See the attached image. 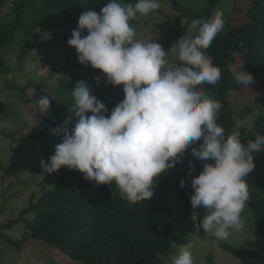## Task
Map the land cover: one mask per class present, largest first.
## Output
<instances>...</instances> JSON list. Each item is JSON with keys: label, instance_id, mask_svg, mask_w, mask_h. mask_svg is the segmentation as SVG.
I'll use <instances>...</instances> for the list:
<instances>
[{"label": "trees", "instance_id": "obj_1", "mask_svg": "<svg viewBox=\"0 0 264 264\" xmlns=\"http://www.w3.org/2000/svg\"><path fill=\"white\" fill-rule=\"evenodd\" d=\"M224 1L205 0V5L198 8L192 2L168 0L176 14H166L159 7L148 16L130 23L138 33L142 27L155 22L153 35L158 39H169L174 35H185L192 19L210 18ZM236 1L227 0L232 5L228 14L223 15L224 29L210 47L203 50L213 58V64L219 67L221 79L215 86L199 85L201 89L198 90L222 104L217 122L224 128L225 134L239 130L242 143L246 144L248 140L255 139L254 134L264 135V0H249L233 16ZM107 2L108 0H0V9H4L0 11V76L4 86L16 91L19 97L16 102L9 101L1 106V110L5 113V118L7 115L11 117L12 113H28V121L36 129L15 142L19 146L23 142L33 143L32 148H37L41 153L44 149L46 154H51L46 163L54 154L55 146L63 139L62 135L52 134L50 129L63 126L70 132L78 122V118L72 114V87L76 82L83 81L88 86L90 95L105 104L108 115L124 98L122 85L107 84L105 75L99 70L81 65L76 50L68 45L72 31L78 29L80 15L88 10L99 14ZM124 2L134 4L136 0ZM184 18L185 27L179 28L177 32L173 31V25ZM21 31L24 36L15 56L16 65L11 67L4 56L9 44L6 35L13 37L16 32ZM45 33H51L50 38L43 39ZM82 35L86 36L87 30ZM59 54L61 59L58 58ZM170 61L180 63L176 59ZM240 63H244L245 70L253 75L254 82L260 86L258 94L262 96V103L259 105L258 95L254 98V104L258 108L256 112L260 111L261 116L256 118L254 112L250 128L237 126L227 98L230 92L237 95L247 90L235 82L230 72L232 67ZM28 67L33 69L34 74L31 80L19 85L16 75L22 68L28 71ZM9 75L11 76L8 77ZM96 77L100 78L99 85L95 82ZM41 89L43 91L38 96L26 94L27 90ZM44 96L51 101L50 112L41 115L37 103ZM86 115L91 116L92 113L88 112ZM15 117L19 118L17 115ZM13 118L11 117L15 121ZM22 121L23 119H18L16 122L21 124ZM0 135L4 136L2 132ZM17 158L20 157L17 155ZM38 159L34 167L39 168L41 173L36 169L37 172L29 180H23V187L35 185L36 188L30 195L29 203L18 212L16 218L0 224V240L13 249L21 251L30 238L59 250L70 260L81 264H172V256L178 255L181 248H191L188 245L192 238L194 245L196 244V238L190 231L192 228L196 229L191 219L193 208L190 197L194 192L192 179L202 171L203 162L192 157L190 149L184 153L180 163L157 178L151 200L137 203L121 198L120 191L114 184L98 185L95 181L84 179L83 173L70 171L66 167L52 174L44 173L41 168L42 160L40 157ZM190 161L193 165L191 169ZM254 163V170L245 177L249 198L242 217L248 225L255 228L264 245V151L255 154ZM20 175L13 184H21L18 181L23 179ZM182 179L184 187L180 185ZM173 194L178 199L177 207H171L168 202ZM176 208L183 212L178 213ZM0 210L3 213L4 206ZM195 211L198 222L207 214L204 213L203 206H198ZM13 226H20V238L5 234ZM199 232L203 234L206 231L200 228ZM219 248L234 257L264 260L263 253L239 251L228 241H223ZM212 254L211 250L207 253L205 264L213 263ZM47 264L55 263L50 261Z\"/></svg>", "mask_w": 264, "mask_h": 264}, {"label": "clouds", "instance_id": "obj_2", "mask_svg": "<svg viewBox=\"0 0 264 264\" xmlns=\"http://www.w3.org/2000/svg\"><path fill=\"white\" fill-rule=\"evenodd\" d=\"M159 7L160 0L134 4L108 0L99 14L88 10L80 15L68 45L76 50L81 65L99 70L107 84L122 85L124 98L108 115L105 104L90 95L88 86L76 82L72 114L78 122L70 132L63 126L50 129L63 139L49 162L41 161V168L52 174L66 167L98 185L114 184L121 198L137 203L151 200L157 178L180 163L190 149L192 157L203 162L202 171L192 179L191 219L197 233L203 228L226 240L245 227L242 212L249 198L245 177L255 168V154L264 151V135L254 134L255 139L246 144L239 130L226 135L217 122L222 104L198 90L199 85L215 86L221 79L219 67L203 50L223 31V13L190 21L192 34L171 48L180 62L176 64L157 39H136L130 23ZM50 36L45 33L43 39ZM244 65L230 72L237 84L249 88L254 77ZM95 82L99 85L100 78ZM50 104L47 96L39 100L41 115L50 112ZM88 112L92 115L87 116ZM255 116L260 118L261 112ZM184 184L182 179L181 187ZM198 206L207 209L199 222ZM172 264H194L192 253L181 248L172 256Z\"/></svg>", "mask_w": 264, "mask_h": 264}, {"label": "rangeland", "instance_id": "obj_3", "mask_svg": "<svg viewBox=\"0 0 264 264\" xmlns=\"http://www.w3.org/2000/svg\"><path fill=\"white\" fill-rule=\"evenodd\" d=\"M183 1L188 3L192 2L198 8H202L205 5V0ZM248 2L249 0H237L235 2L236 9L232 15L236 16L238 13L237 11H240L244 6H246ZM231 5L232 3H228L227 0H225L216 10L222 12L223 15H227L230 11ZM160 7L166 14H176L168 0H160ZM1 10L4 9H0V11ZM213 15L214 14H212V16ZM185 24L186 19H181L173 25L172 30L177 32L179 28L185 27ZM154 25L155 22H152L147 26L142 27L140 32L136 33V39H157V43L161 44L166 52L169 51L168 59L178 60L175 50L171 48L184 35H174L169 39H158L157 36L153 35ZM189 29L190 25L188 26L185 35L192 34L190 33ZM11 36L12 35H6V39L8 40L9 44L4 51V56L9 60L8 64L11 67H14L16 65V63H14L15 56L17 55V49L22 41L21 39L24 36V32H16V35H13V37ZM58 58L61 59L60 54ZM29 65L31 66V63ZM28 68V71L25 70V68L24 70L22 68L17 73L16 82L19 85H23L27 81L31 80L34 72H32L33 69H30V67ZM41 72L43 73L42 70ZM10 76L11 75L8 77ZM205 85L206 84L200 86ZM259 88L260 86L257 85V82H254L253 84L249 85V88H247L246 91H243L240 94L236 95L235 92H230L227 95L237 126L244 128H250L252 126L254 118L253 114L256 112V110H258L254 104V98L256 94L259 97L257 99V104L259 105L262 103V96L258 94ZM42 91V89L38 91L27 90L26 94L31 93L34 96H38ZM16 96V91L9 89L7 86L5 87L3 78L0 76V133L2 132L4 134V136L0 135V208L3 206L5 208L4 212L0 213V224H3L10 219L16 218L18 216V212L29 203L30 195L36 190V188L35 185L23 187V180H29L28 178L37 171L41 173L39 168L34 167L37 165L39 160L38 158L40 157L41 160L47 161V157L51 155L49 153L46 154L44 149L42 153L40 150L37 151V148L33 149V143L23 142L21 143L23 145L19 146V143L15 142L16 140L23 138L27 133L32 132L31 130L36 129V127L28 121L29 115L27 112H23L22 115L18 113H12L11 117H14L13 119L15 121H13L9 115H7L6 118L4 117L5 113L2 112L1 106L5 105L9 101L16 102L19 99V97ZM16 115L19 118H16ZM18 119H23V121L20 122L21 124L16 122ZM18 147L20 150H18ZM17 155L20 158H17ZM19 174H21L20 178H23L18 179L19 183L21 184H13ZM173 195L169 197L168 202L171 207H177L178 199L175 197V195ZM204 210V213H207V209L204 208ZM176 211L178 213L183 212V210L180 208H176ZM243 212H246V209H244ZM187 229L190 230L189 227H187ZM190 231L191 234H193L196 238V244L194 245V239L192 238L188 245L191 248H188L187 250L192 253L194 264H205L207 253H209L210 250L213 253L212 264H264V260L234 257L230 253H225L219 248L223 241H228L231 246L239 251H259L260 253L264 254V245L255 232V228L251 225H248L246 222L245 227L241 231L232 232V234L226 240H219L210 232H204L201 234L200 232L197 233L196 229L194 228H192ZM20 232V226H13L10 230L5 231V234L9 237L20 238ZM0 252H2L0 264H47L50 261L54 262L55 264H65L68 262L69 264H81L80 262L70 260L59 250L30 238L24 244L21 251L13 249L11 246L0 240Z\"/></svg>", "mask_w": 264, "mask_h": 264}]
</instances>
